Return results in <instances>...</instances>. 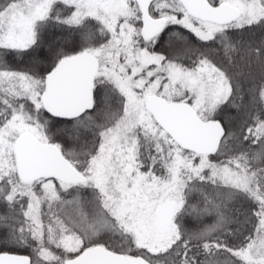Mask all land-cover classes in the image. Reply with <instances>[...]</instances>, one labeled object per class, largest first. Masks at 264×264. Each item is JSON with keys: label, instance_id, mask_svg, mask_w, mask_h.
<instances>
[{"label": "snow or ice", "instance_id": "snow-or-ice-1", "mask_svg": "<svg viewBox=\"0 0 264 264\" xmlns=\"http://www.w3.org/2000/svg\"><path fill=\"white\" fill-rule=\"evenodd\" d=\"M0 264H264V0H0Z\"/></svg>", "mask_w": 264, "mask_h": 264}]
</instances>
